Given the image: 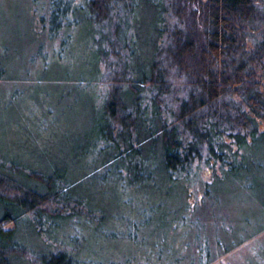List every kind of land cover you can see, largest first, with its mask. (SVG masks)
I'll use <instances>...</instances> for the list:
<instances>
[{
    "label": "trees",
    "instance_id": "obj_1",
    "mask_svg": "<svg viewBox=\"0 0 264 264\" xmlns=\"http://www.w3.org/2000/svg\"><path fill=\"white\" fill-rule=\"evenodd\" d=\"M38 9V45L47 49L55 40L53 50L67 46L80 22L94 27L93 82L102 90L98 104H87L90 121L66 119L69 106L42 121L58 143L42 139L40 152L0 156V264H93L83 253L88 231L111 236L110 221L119 218L137 239L150 218L165 224L192 207V194L209 198L222 174L227 185L258 195L264 219V0H43ZM104 22L113 39L99 30ZM196 159L211 174L197 192L199 173L189 171ZM110 180L150 189L138 220L95 203L87 185ZM180 182L187 185L179 198ZM211 205L219 216L221 206ZM229 250L212 251L204 264Z\"/></svg>",
    "mask_w": 264,
    "mask_h": 264
},
{
    "label": "rangeland",
    "instance_id": "obj_2",
    "mask_svg": "<svg viewBox=\"0 0 264 264\" xmlns=\"http://www.w3.org/2000/svg\"><path fill=\"white\" fill-rule=\"evenodd\" d=\"M42 3L43 0H0V70H3L6 80L0 83V156H26L27 153L40 152L42 139H53L52 131L45 130L42 121L59 115L60 108L69 106L64 114L66 119L90 121L93 118L92 104H87H98L94 101L95 96L102 90V86L93 82L97 74L95 62L98 53L93 46L94 27L85 21L80 22L70 28L71 40L67 46H61L60 51L53 50L58 43L55 40L51 49H47L49 43H45L44 48L38 45L41 39L35 31V13ZM123 15L121 22L125 26L128 16L122 10L121 17ZM145 22H140L138 28L145 31ZM99 30L113 39V25L108 27L104 22ZM97 39L100 41L102 37ZM121 55H126V52L122 51ZM110 59L113 60L111 55ZM59 92L61 96H58ZM54 139L53 144L58 143V139ZM209 169L205 161H193L189 171L199 173L196 192L204 181L211 178ZM211 184L212 192L206 201L201 198L203 194L199 193L201 197L192 194V207H183L176 220L169 219L165 224L150 218L145 223L143 236L137 239L127 237L119 218L110 221L111 236L97 237L88 231L83 240V253L95 260L93 264L125 262V259L126 264H204L210 261L212 251L220 253L251 238L229 250L213 264H263L264 219L259 216H262V205L256 198L258 195L253 199L250 198L251 192L242 191L236 185H227V174L214 178ZM176 185L173 190L180 194V198L187 183ZM87 186L95 197V203L132 221L140 218L139 213L145 209L144 198L149 196L150 190H135L128 184L122 188L115 180ZM151 193L157 195L156 191L151 190ZM173 198L176 200L178 195L173 194ZM127 199L132 201L127 204ZM168 201L173 205L171 199ZM183 202L181 200L177 204ZM211 204L221 206L219 216H214L216 207ZM166 209V206L162 207L158 215H165ZM203 209L210 212H202ZM231 224H235L237 229L230 231L234 227ZM234 231L236 234H231ZM189 247L192 248L190 252Z\"/></svg>",
    "mask_w": 264,
    "mask_h": 264
}]
</instances>
